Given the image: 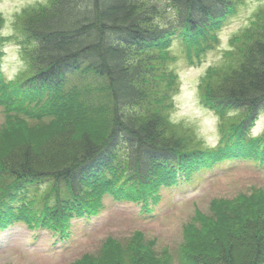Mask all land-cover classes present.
<instances>
[{
    "label": "trees",
    "instance_id": "1",
    "mask_svg": "<svg viewBox=\"0 0 264 264\" xmlns=\"http://www.w3.org/2000/svg\"><path fill=\"white\" fill-rule=\"evenodd\" d=\"M244 1L45 0L16 15L13 33L0 32V228L22 221L65 237L106 195L149 209L160 188L225 162L263 166L264 124L253 130L264 120V7L200 79L201 101L218 115L217 145L169 119L173 43L199 57ZM8 39L24 64L14 81L1 68ZM183 231L181 264H264V192L214 200ZM122 242L108 237L69 264H175L140 232L121 255Z\"/></svg>",
    "mask_w": 264,
    "mask_h": 264
},
{
    "label": "rangeland",
    "instance_id": "2",
    "mask_svg": "<svg viewBox=\"0 0 264 264\" xmlns=\"http://www.w3.org/2000/svg\"><path fill=\"white\" fill-rule=\"evenodd\" d=\"M39 2L45 0H0V16L4 18L0 32L12 34L16 15ZM259 7H264V0H245L238 12L218 30L212 40L213 47L200 52L199 57L192 55L189 58L177 41L172 45L171 51L177 56L172 67L178 76V89L173 95L174 107L169 119L189 134L192 129L207 146L218 143V115L202 103L198 87L200 79L208 66L221 61L223 51L229 48L231 36L249 24L253 12ZM21 58L19 44L8 39L1 59L6 78L16 79L24 66ZM3 112L0 105V125L4 121ZM263 124V115H260L253 131L260 132ZM199 178V181L196 179L178 187L160 188L156 201H149V209H142L139 202L129 198L115 200L106 195L97 214L71 219L65 237L14 221L0 228V264H69L85 254L96 252L108 237L123 241L122 249H117L122 255L135 232H140L145 240L152 239L157 252L166 248L174 263L181 264L183 229L197 210L208 213L214 200H231L257 189L264 192V165L248 161L225 162Z\"/></svg>",
    "mask_w": 264,
    "mask_h": 264
}]
</instances>
